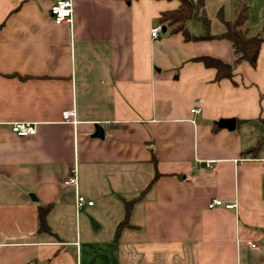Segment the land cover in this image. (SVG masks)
Wrapping results in <instances>:
<instances>
[{
    "label": "crops",
    "instance_id": "1",
    "mask_svg": "<svg viewBox=\"0 0 264 264\" xmlns=\"http://www.w3.org/2000/svg\"><path fill=\"white\" fill-rule=\"evenodd\" d=\"M57 1L0 0V264H264V0L205 1L212 36L244 2L263 38L257 65L220 81L197 58L233 64L232 43L161 23L176 0H73L61 25ZM187 29L206 33L198 16ZM77 195L108 210L102 247L81 243Z\"/></svg>",
    "mask_w": 264,
    "mask_h": 264
},
{
    "label": "trees",
    "instance_id": "2",
    "mask_svg": "<svg viewBox=\"0 0 264 264\" xmlns=\"http://www.w3.org/2000/svg\"><path fill=\"white\" fill-rule=\"evenodd\" d=\"M174 1V0H167ZM179 6L175 10L166 11L161 14L160 22L168 23L174 27L175 32H180L186 41H196L199 39H227L232 43L233 49L237 56L233 64L223 62L222 60L212 56H200L197 60L203 62L206 67L216 70V80L220 81L226 78H232L235 67L242 61H247L251 66L257 65L259 53L263 44V38L260 35L248 36L249 32L244 25L249 17V7L246 3L240 2L237 9L235 19L228 22L225 33L219 36H212L209 32V20L204 13L206 0H176ZM202 12V14H200ZM199 17L203 23L206 33L203 36H195L187 29V22L194 17ZM258 148V147H257ZM132 202H127L125 219L119 225L117 238L121 230L129 225ZM51 206L40 207L38 209V230L40 232H51L47 224V215Z\"/></svg>",
    "mask_w": 264,
    "mask_h": 264
},
{
    "label": "built area",
    "instance_id": "3",
    "mask_svg": "<svg viewBox=\"0 0 264 264\" xmlns=\"http://www.w3.org/2000/svg\"><path fill=\"white\" fill-rule=\"evenodd\" d=\"M50 16L53 22L56 25L61 24H72L73 16H74V1L73 0H58L55 2L50 8ZM161 25H157L154 29H152L151 35L153 37H157L159 32L161 31ZM199 109L195 108L192 110V113H198ZM74 113L72 111L65 112L63 114V119L68 121ZM11 131L19 136V137H27L34 135L36 133V127L33 124L26 122H17L11 126ZM264 165V159H263ZM264 170V167H263ZM65 184L68 186L77 187V178L76 175L68 178L65 181ZM75 205L78 211L86 206H93L94 201L87 200L84 196L77 195L75 200ZM225 206L227 209H233V204H225L222 200L215 199L209 204V208L214 209L216 207ZM255 247V245H252Z\"/></svg>",
    "mask_w": 264,
    "mask_h": 264
},
{
    "label": "rangeland",
    "instance_id": "4",
    "mask_svg": "<svg viewBox=\"0 0 264 264\" xmlns=\"http://www.w3.org/2000/svg\"><path fill=\"white\" fill-rule=\"evenodd\" d=\"M97 209L95 213L90 214L88 212H84L85 209H81L79 212V224L81 227L82 240L81 243L84 244L83 247L89 248H98V246L102 247L105 240V230L107 229L106 219L108 218V210L101 208L97 205ZM71 226L76 223V219L71 220ZM98 223H102V228L97 229L95 225L98 226ZM86 240H85V239ZM88 243H92L89 245ZM86 244V245H85Z\"/></svg>",
    "mask_w": 264,
    "mask_h": 264
},
{
    "label": "water",
    "instance_id": "5",
    "mask_svg": "<svg viewBox=\"0 0 264 264\" xmlns=\"http://www.w3.org/2000/svg\"><path fill=\"white\" fill-rule=\"evenodd\" d=\"M164 31H165V29H164ZM235 123H236L235 119L221 120L219 122L220 125L228 128L230 130L234 129ZM97 136H102L101 131L100 132L98 131ZM95 227L97 228V225H95Z\"/></svg>",
    "mask_w": 264,
    "mask_h": 264
}]
</instances>
